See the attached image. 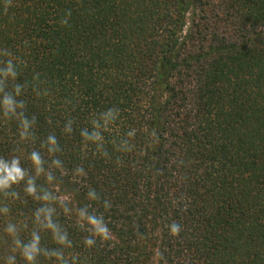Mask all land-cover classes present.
Instances as JSON below:
<instances>
[{"label":"trees","instance_id":"obj_1","mask_svg":"<svg viewBox=\"0 0 264 264\" xmlns=\"http://www.w3.org/2000/svg\"><path fill=\"white\" fill-rule=\"evenodd\" d=\"M4 49L24 62L18 82L37 125L22 143L17 122L0 117V156L30 169L35 149L47 164L40 145L54 133L64 170L53 190L72 208L90 203L89 188L102 198L90 211L104 215L111 239L92 249L58 207L82 264H264V0H0ZM35 73L47 96L32 92ZM108 108L120 118L104 134L105 157L79 132ZM132 128L133 150L117 151L113 141ZM17 190L21 200L0 196L11 208L0 216V261L11 253L5 225L38 206Z\"/></svg>","mask_w":264,"mask_h":264},{"label":"clouds","instance_id":"obj_2","mask_svg":"<svg viewBox=\"0 0 264 264\" xmlns=\"http://www.w3.org/2000/svg\"><path fill=\"white\" fill-rule=\"evenodd\" d=\"M10 5L11 0H8V6ZM71 15V11H68L61 23L68 25ZM0 57V117L16 121L20 142H31L37 117L28 115L27 103L23 99L27 95L28 86L18 82L24 62L7 49L0 51ZM30 86L36 96L48 95L39 73L33 75ZM119 118L120 111L117 108H108L97 113L91 119L89 127L80 129L82 142L94 146L98 155L106 157L108 152L104 134L111 131ZM74 123L72 119L66 120L62 134L72 135ZM136 135L135 128L129 129L123 138L113 141L115 149L123 153L131 152L134 148L132 141ZM152 136L155 137L156 133L153 132ZM40 148L46 151L50 162L46 164L42 152L33 149L26 157L30 162V169L23 166L19 155L0 156V196L13 202L21 200V192L17 189L22 188L24 197L31 198L38 205L30 218L5 225L3 231L10 241L11 253L0 264H17L18 256L23 264H41L42 260L48 264H82L80 255L71 251L74 242L68 230L57 219L58 207L65 216L74 215L76 226L88 232L82 243L85 248L92 249L98 242L111 239V230L104 215L90 211L91 203L99 202L102 198L95 189L89 188L86 194L89 204L72 208L67 199L61 203L60 197L53 190L57 182L56 172L63 173L64 170L63 161L57 155L62 151L57 136L54 133L49 134L41 142ZM73 175L85 177L86 171L77 166L73 169ZM41 177L44 184L39 183ZM102 207L105 210L110 209L111 202L103 199ZM10 212V205L0 201V216L6 217ZM169 227L173 236L178 235L181 230L180 225L175 222ZM24 232H28L27 238L22 236ZM42 233L50 236L53 247L43 243Z\"/></svg>","mask_w":264,"mask_h":264},{"label":"rangeland","instance_id":"obj_3","mask_svg":"<svg viewBox=\"0 0 264 264\" xmlns=\"http://www.w3.org/2000/svg\"><path fill=\"white\" fill-rule=\"evenodd\" d=\"M56 193L58 195L59 194V191L56 192ZM60 199H61V201H64L65 199H68V198H67V195L66 196H62V194H61Z\"/></svg>","mask_w":264,"mask_h":264}]
</instances>
